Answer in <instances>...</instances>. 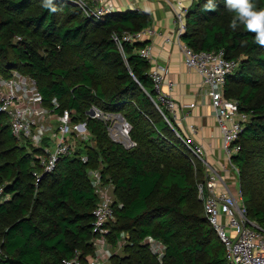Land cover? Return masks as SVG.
<instances>
[{
  "label": "trees",
  "instance_id": "16d2710c",
  "mask_svg": "<svg viewBox=\"0 0 264 264\" xmlns=\"http://www.w3.org/2000/svg\"><path fill=\"white\" fill-rule=\"evenodd\" d=\"M75 1L54 0L58 10L52 13L42 0H0V71L34 78L43 102H61L59 114L65 109L81 113L95 104L131 125L136 146L125 150L108 138L101 122L84 119L106 169L102 183L113 184L115 223L106 225L108 238L115 243L122 232L130 237L124 255L111 257L110 264H160L142 244L147 238L164 245L161 264H229L203 207L197 208V184L202 182L193 175L197 165L182 140L168 139L171 127L178 130L155 106L169 117L157 100L149 63L137 54L148 42L123 43L119 50L113 40V35L147 28L150 17L127 10L89 18ZM206 2L195 0L189 7L180 39L194 52L222 50L238 63L226 79L225 96L248 116L232 157L243 173L249 144L258 145V151L264 145V47L243 25L235 31L229 27L235 14L225 0H215L214 11L203 9ZM253 2L264 8V0ZM14 36L21 38L12 43ZM69 47L85 52L76 82L52 62L59 49ZM91 152L89 160L95 158ZM157 156L167 158L161 168ZM37 157L17 146L7 117L0 114V199L10 197L0 203V264H63L76 253L82 262L92 252V212L98 203L85 173L88 161L63 156L52 173L44 174ZM255 157L259 167L264 165V154ZM35 175L42 177L37 181ZM244 202L247 216L263 225L264 195L252 201L247 194Z\"/></svg>",
  "mask_w": 264,
  "mask_h": 264
},
{
  "label": "built area",
  "instance_id": "2783aa9c",
  "mask_svg": "<svg viewBox=\"0 0 264 264\" xmlns=\"http://www.w3.org/2000/svg\"><path fill=\"white\" fill-rule=\"evenodd\" d=\"M162 1L167 2V0ZM111 4V0L75 1V5L82 11L83 15L95 19H101L115 12L116 9ZM188 9L180 3L173 7L174 23L179 38L185 31V18ZM152 35L151 29L144 28L133 33L123 32L120 36L113 35V40L121 50L123 43H143L148 41ZM182 51L184 66L195 71L209 90L210 105L222 137L221 150L230 160L231 156L238 152V146L235 142L242 130L241 124L248 119L246 114L239 112L237 103L228 101L225 96L226 79L237 68L238 63L226 59L222 50L194 52L184 45ZM137 54L149 63V77L157 100L168 115L174 118L179 106L169 92L162 91L165 77L168 74L167 68L153 64L149 44L139 49ZM25 98L29 100L27 101L28 104L33 106L41 105L43 102L36 80L17 70H12L6 84L0 87V114L7 117L11 135L18 140L31 131L30 124L25 118L26 111L21 107ZM155 106L167 120L156 102ZM184 107L190 109L193 105ZM90 112L89 116L92 119H97L107 126L106 130L113 142L121 145L125 150H130L136 146V143L130 138L131 125L120 114L101 112L97 108H92ZM37 113V110H33L34 115ZM69 115L70 111L67 109L59 114L57 141L55 142L56 138H54L55 143L51 144L43 158L37 157L44 174L52 173L58 160L72 153L73 147L68 143V136L73 133L82 134L85 132V125L71 124ZM181 140L184 142L182 138ZM186 147L188 146L186 145ZM188 150L202 163H205L201 157L202 151L198 144L188 147ZM205 170H209L210 175L207 176L206 174L205 182L197 185V191L202 200L204 217L220 241L224 249L225 259L229 264H264V225L261 226L248 218L246 208L240 202L238 203L239 198L220 182L210 166L207 165ZM40 177L42 176L35 175L37 181ZM92 188L98 196V203L92 212V233L96 236L107 233L106 225L113 217V202L110 200L109 191L103 188L100 175L95 176ZM1 193L2 188H0V195ZM63 264H92V262L86 258L81 262L78 253H76L72 258L63 261Z\"/></svg>",
  "mask_w": 264,
  "mask_h": 264
},
{
  "label": "rangeland",
  "instance_id": "374dc122",
  "mask_svg": "<svg viewBox=\"0 0 264 264\" xmlns=\"http://www.w3.org/2000/svg\"><path fill=\"white\" fill-rule=\"evenodd\" d=\"M19 36H14L9 39L10 42H16V40L20 39ZM40 55L45 56L46 53L43 50V48L39 51ZM85 52L81 49L72 48L69 47L64 50H58V56L54 59H52L53 65H55L58 68H62L65 70H68L71 77V82H76L78 80V72L79 68L82 66L83 62V55ZM95 63H98V61H95ZM104 69L108 70V67L104 65ZM11 71H0V87L3 84H6V81L10 78ZM36 85L37 82H36ZM6 87V86H5ZM228 101H233L226 97ZM29 101L27 98H25L24 102L21 104V107L24 111H26L25 118L30 124L31 131L26 135L22 136V138L15 139L16 144L19 147L25 146L26 152L29 154H32V157H39L43 158V155L45 152H48L47 150L51 147V144L54 142V138L58 136V124H59V112H57L61 107V102L51 100L48 103L42 102L41 105H29ZM92 108H97L95 104L91 105L90 107L86 106L84 111L74 112V110L70 111L69 119L71 124H82L86 127V122L84 119L91 118L89 116V112ZM98 109V108H97ZM33 110H37L38 113L36 115L33 114ZM104 112V111H101ZM92 119V118H91ZM174 123V119L172 117H168L167 120ZM97 120V119H95ZM99 121V120H97ZM101 122V121H99ZM103 126L105 127V131L107 133L108 138L111 140L110 135L108 131L106 130V127L103 122H101ZM170 124V123H168ZM244 124L246 122L242 123L241 126L243 128ZM172 128V135L168 136V139H179L181 141V138H183L185 144L188 147H193V145H196L198 143L191 140L190 137L183 136L180 132H177L173 127ZM168 134H166L167 136ZM68 143L70 144L72 148V153L70 154L75 155L76 158H80L83 162H87L86 164L88 168H86L85 173L87 175V178L89 179V184L92 187V184H94L95 176H103L102 172L106 171L104 168L103 160L100 157V155L97 154L98 148H97V142L96 138L91 135V132L87 130V127L85 129V132L82 134H72L69 135ZM46 141V142H45ZM57 141V138L55 142ZM112 141V140H111ZM54 142V143H55ZM113 142V141H112ZM115 143V142H114ZM184 144V145H185ZM185 145V147H186ZM198 146L201 148L202 151V159L205 163H202L199 159H197L195 156H193L192 152L189 151V157L190 160L194 164L197 165L196 171H193V175L201 180L204 183L206 180V174L207 176L210 175V171L205 170L206 166H210L213 173L218 176L220 182L226 186V188L235 196L239 198L240 204H243L244 207H248L244 202V197L247 194H250L252 201L257 199H261L264 195V165L258 166L257 165V158L255 157L256 154L259 153L262 155L264 154V145H260V150L258 151V145L255 143H250L247 150V165L244 170V172H240L239 168L236 166V164L231 159L228 160L224 152H218L216 156V151L212 152L214 156H210V159L208 158L206 151L203 150L202 146L198 144ZM188 147H186L188 149ZM41 150V152L39 151ZM93 151L94 157L93 159L89 160L88 153H92ZM173 151H171L172 153ZM238 153V152H236ZM157 165L159 168L163 167L167 158L166 157H159L157 156ZM37 160V159H36ZM38 161V160H37ZM200 166V167H198ZM103 170V171H102ZM261 170V171H260ZM199 183V184H200ZM198 185V184H197ZM103 188L109 191V197L111 202L114 204V194L112 192L113 190V184L111 181H108L107 183H103ZM197 208H201L202 200L200 198V195L197 191V195L195 196ZM116 205V204H115ZM117 206L121 207L120 203H117ZM251 221H254L257 223V220L255 221L254 218L248 217ZM109 223H115L114 215L112 219L109 221ZM259 224V223H258ZM261 225V224H259ZM264 225V224H263ZM261 225V226H263ZM110 235V230L107 231L106 234L101 235H94L91 239V246H92V252L90 254H87L84 258H86L88 261L92 262V264H110V258L114 256H123L124 250L126 246L129 244V234L127 232L120 233V238L115 242L112 243L111 240L108 238ZM142 244H145L148 246V249L151 253V255L157 260L160 264L163 263L164 258V245L157 241L152 239H145Z\"/></svg>",
  "mask_w": 264,
  "mask_h": 264
},
{
  "label": "crops",
  "instance_id": "0c3cea01",
  "mask_svg": "<svg viewBox=\"0 0 264 264\" xmlns=\"http://www.w3.org/2000/svg\"><path fill=\"white\" fill-rule=\"evenodd\" d=\"M195 0H111L115 12L138 10L150 17L147 28L153 31L152 37L146 41L151 46L153 64L166 67L168 74L162 91L172 96L178 104L174 116V124L183 136L200 144L208 158L212 152H222V137L210 105L208 88L201 77L184 66L182 48L184 43L177 36L174 23L175 4L180 3L189 8ZM193 105L188 109L184 106ZM1 188V187H0ZM10 200L2 197L0 203Z\"/></svg>",
  "mask_w": 264,
  "mask_h": 264
},
{
  "label": "clouds",
  "instance_id": "9594fccd",
  "mask_svg": "<svg viewBox=\"0 0 264 264\" xmlns=\"http://www.w3.org/2000/svg\"><path fill=\"white\" fill-rule=\"evenodd\" d=\"M215 0H207L203 9L214 11L216 9ZM225 6L230 13H234L229 27L235 31L240 25L254 34L255 43L264 47V8H257L253 0H225ZM42 7L50 12H57L54 0H42Z\"/></svg>",
  "mask_w": 264,
  "mask_h": 264
},
{
  "label": "water",
  "instance_id": "95a60500",
  "mask_svg": "<svg viewBox=\"0 0 264 264\" xmlns=\"http://www.w3.org/2000/svg\"><path fill=\"white\" fill-rule=\"evenodd\" d=\"M90 114H92V112H90Z\"/></svg>",
  "mask_w": 264,
  "mask_h": 264
}]
</instances>
